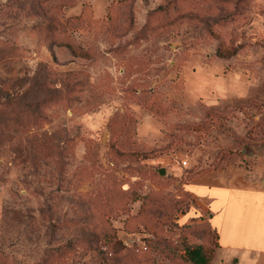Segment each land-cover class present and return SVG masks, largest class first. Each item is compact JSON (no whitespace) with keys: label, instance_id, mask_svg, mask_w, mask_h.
I'll return each instance as SVG.
<instances>
[{"label":"rangeland","instance_id":"obj_1","mask_svg":"<svg viewBox=\"0 0 264 264\" xmlns=\"http://www.w3.org/2000/svg\"><path fill=\"white\" fill-rule=\"evenodd\" d=\"M220 169L264 182V0H0V264H192Z\"/></svg>","mask_w":264,"mask_h":264},{"label":"crops","instance_id":"obj_2","mask_svg":"<svg viewBox=\"0 0 264 264\" xmlns=\"http://www.w3.org/2000/svg\"><path fill=\"white\" fill-rule=\"evenodd\" d=\"M231 176V175H230ZM186 189L203 203L216 230L213 257L219 264H264V182L215 170L195 176Z\"/></svg>","mask_w":264,"mask_h":264},{"label":"trees","instance_id":"obj_3","mask_svg":"<svg viewBox=\"0 0 264 264\" xmlns=\"http://www.w3.org/2000/svg\"><path fill=\"white\" fill-rule=\"evenodd\" d=\"M205 221L209 232L211 246H202L201 244L186 246L184 248V251L187 258L192 262V264H211L210 259L217 246L216 230L210 225V223L208 222V218H206ZM229 264H237L235 258H233Z\"/></svg>","mask_w":264,"mask_h":264},{"label":"water","instance_id":"obj_4","mask_svg":"<svg viewBox=\"0 0 264 264\" xmlns=\"http://www.w3.org/2000/svg\"><path fill=\"white\" fill-rule=\"evenodd\" d=\"M157 171H158L159 173H163V172H164V169H163V167H159V168L157 169Z\"/></svg>","mask_w":264,"mask_h":264}]
</instances>
